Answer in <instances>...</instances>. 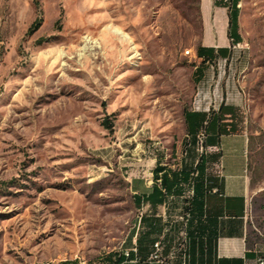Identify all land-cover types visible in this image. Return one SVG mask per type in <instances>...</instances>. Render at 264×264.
<instances>
[{
    "label": "rangeland",
    "instance_id": "374dc122",
    "mask_svg": "<svg viewBox=\"0 0 264 264\" xmlns=\"http://www.w3.org/2000/svg\"><path fill=\"white\" fill-rule=\"evenodd\" d=\"M39 2L0 0V264H109L141 231L135 181L193 165L204 136L189 143L184 113L222 101L236 106L223 144L246 141L250 237L264 241V0H240L233 60L201 81L199 0ZM189 195L167 199L169 230Z\"/></svg>",
    "mask_w": 264,
    "mask_h": 264
},
{
    "label": "crops",
    "instance_id": "0c3cea01",
    "mask_svg": "<svg viewBox=\"0 0 264 264\" xmlns=\"http://www.w3.org/2000/svg\"><path fill=\"white\" fill-rule=\"evenodd\" d=\"M207 1L210 6L204 10L203 0H199L204 39V43L199 45L211 47L212 50L206 53L211 59H206L197 55L196 47V55L200 63L195 67L194 73L199 81L207 77L216 61L229 59L232 61L234 56L231 48L234 41L229 35V9L227 6L215 5L214 0ZM237 32L241 42L240 26ZM219 48L226 50L218 53ZM197 67H199L198 71H196ZM221 104H224L225 108H232L225 116L227 117L225 121L231 122L228 117L234 115L235 104L222 101L212 109L217 111ZM189 110L209 111L210 109ZM231 134L232 132L222 135L219 143L211 146L218 149L214 151L218 153V157L206 168L210 189L206 194L199 196L192 210V218L187 228L186 264H259L258 258L264 253V241H253L250 237L248 194L251 181L247 173L246 141L241 148L224 145V137ZM151 187L143 188L141 182L136 180L133 184L134 194L147 196ZM215 188L218 191H215ZM166 202L156 208H153L149 202L141 204L146 217L139 229L140 239L136 240L141 260L149 256L153 243L160 237L164 236L165 255L179 238L181 222L175 223L172 230L166 226V212L162 210ZM155 225L158 229H154ZM132 243L133 239L127 243V247ZM111 259L109 264H140L125 258L120 263H116L115 256ZM171 264H182L181 258H176Z\"/></svg>",
    "mask_w": 264,
    "mask_h": 264
},
{
    "label": "trees",
    "instance_id": "16d2710c",
    "mask_svg": "<svg viewBox=\"0 0 264 264\" xmlns=\"http://www.w3.org/2000/svg\"><path fill=\"white\" fill-rule=\"evenodd\" d=\"M240 0H214V4L218 6H227L229 9V35L233 38L234 43L240 41L238 34V17L240 9L238 3ZM39 4V0H36ZM200 10V6H199ZM43 22L42 17H37L28 28V33H32L37 30ZM44 40V39H41ZM211 47L197 46V55L206 59L211 57L206 54L211 51ZM226 50L225 48H219L218 53ZM2 51L0 52V56ZM199 67L196 68V71ZM232 108H225L224 104H221L217 111L210 109L209 111H192L186 110L184 113L185 121L187 124V136L189 143H198L199 135L203 133L202 147L204 148L198 156L195 164L188 166L184 165L181 168L170 169L161 163H157L152 171L153 184L150 193L145 195L134 194V200L137 205L141 206L142 202H149L153 208H156L159 204H164L169 197H181L185 192L186 186L192 189L193 193L190 194L185 201V212H189L190 218L188 224L192 218V210L195 206V201L208 192L209 186V175L206 173L208 164L214 161L218 157V153H208L206 148L209 146L217 145L222 135L230 134L236 130V125L225 121L226 114ZM233 115V113H232ZM106 128L112 130V123L105 121ZM146 220L143 214L141 224ZM154 229H158V226H154ZM140 235L137 238L139 241ZM127 247V246H126ZM138 254V253H137ZM115 262L120 263L125 255L120 252L115 253ZM134 253H131L130 257H134ZM139 256V255H138ZM126 259V258H125Z\"/></svg>",
    "mask_w": 264,
    "mask_h": 264
},
{
    "label": "built area",
    "instance_id": "2783aa9c",
    "mask_svg": "<svg viewBox=\"0 0 264 264\" xmlns=\"http://www.w3.org/2000/svg\"><path fill=\"white\" fill-rule=\"evenodd\" d=\"M240 44V42H237ZM215 191H218L215 188ZM192 189L190 190V194H192ZM143 216V212H140L138 216V228H140L141 219ZM190 218L189 212H184L182 215L176 217L175 222H181V227L179 231V238L175 242L173 248L169 251L167 255L164 254L165 244H164V236L157 239L152 246V250L149 256L141 260L138 256V247L136 242L137 235L133 238V243L130 247H121L119 252L125 255L126 260L134 261L136 263L140 262V264H171L173 260L180 257L182 264H186L187 260V252H186V244H187V222ZM131 253H134V257H130ZM259 264H264V253L258 258Z\"/></svg>",
    "mask_w": 264,
    "mask_h": 264
}]
</instances>
